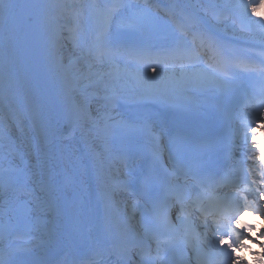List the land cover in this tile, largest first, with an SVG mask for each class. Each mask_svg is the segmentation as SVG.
I'll list each match as a JSON object with an SVG mask.
<instances>
[{"label": "bare ground", "instance_id": "obj_1", "mask_svg": "<svg viewBox=\"0 0 264 264\" xmlns=\"http://www.w3.org/2000/svg\"><path fill=\"white\" fill-rule=\"evenodd\" d=\"M19 2L17 11L12 13V19L3 25L0 37L17 26L25 25L30 42L20 54L26 61L21 68L16 64L19 49L15 48L11 56L13 64H6L8 56L2 49L0 64L6 67V71L0 75V79L11 80L12 93H18V98L29 104L30 112L25 118L31 126H23L29 133V144L39 146L42 154L40 164L47 173V179L52 181L49 184L52 198L44 202L42 196L39 209L41 215L47 216L46 238L52 239L57 247L65 248L68 257L81 252L80 245H84L89 253L102 255L106 248L101 242L102 233L112 235V232H120L125 220L123 216L128 213L127 205L117 206L108 192L114 182L106 170L111 159L109 155H113L115 151L116 156L133 157L134 145L141 144L147 149L143 158L153 161L156 156L150 143L154 140L128 139L133 131L131 124L139 123L144 118L149 119L157 131L166 126L163 118L166 108L157 105L151 108L147 98H157L159 94H162V98L172 100L191 98L193 95L185 92L184 88L198 84L208 86L213 77L208 70L194 73L184 68L151 71L152 69L142 67L137 72L133 71L128 63H122L110 53L115 44L109 46L108 54L93 67L94 64L85 60L83 55L75 58L71 57L70 52L60 50L65 41H59L58 32L54 29L53 22L48 20L49 16L39 15L37 20L33 19L30 14L31 0ZM44 3L45 0H39L37 7L39 10L43 7L47 13ZM147 5L154 6L149 3ZM143 8L142 4L134 3L123 8L115 16L111 28L129 23L132 16ZM38 23L40 30H37ZM91 24L95 25L96 22ZM118 45L122 47V44ZM13 66L17 73L12 72ZM32 68L37 70L36 79L45 80V92L42 95L29 94L26 90L28 85L19 90L26 83L25 73ZM103 78L110 80L103 82ZM93 81L96 83L93 86L98 89H107L105 85L109 82L111 90H114L109 94L119 95L117 99H108L110 106L105 110H101L97 100L91 101L88 88ZM106 95L108 92L101 93L102 97ZM9 104V109L16 111V104L11 100ZM254 129L253 127L245 134L246 144L251 149L263 136L261 130ZM62 133L63 138L59 137ZM20 144L25 145L26 140L20 141ZM4 148L11 154L7 144ZM134 150L143 151L139 147ZM141 158L135 160L130 170L139 166ZM0 161H3L1 156ZM28 163L24 164L30 170L26 179L34 181L37 175L31 171L32 167ZM39 194L40 192H34L33 196L37 198ZM130 215L132 216V212ZM33 247L39 248L40 245Z\"/></svg>", "mask_w": 264, "mask_h": 264}, {"label": "snow or ice", "instance_id": "obj_2", "mask_svg": "<svg viewBox=\"0 0 264 264\" xmlns=\"http://www.w3.org/2000/svg\"><path fill=\"white\" fill-rule=\"evenodd\" d=\"M264 5H257L252 7V11L256 12L257 7ZM124 8L123 5H112L110 7H101L97 6L98 15H97V47L98 48H107L111 39V26L112 22L115 19V16L119 11ZM245 12H247L248 5H244ZM12 19V5L4 3V0H0V23L7 24ZM174 44L187 43V33L181 29L180 35L174 38ZM195 40H193V44ZM250 71L259 73L264 76V67L259 69H248ZM133 129L132 135L129 136V141L141 140H155L159 141L162 133L157 132L153 123L144 118L139 123L133 122L131 124ZM264 152V149H261ZM154 155L159 159V152H155ZM260 159L264 161V155L260 156ZM127 179L124 183L123 193L128 197H137V203H139V196L141 193L148 195V201L144 206V213L149 215V218L152 220V239L156 243L155 255L152 254L151 246L148 245L147 251H137L135 254L140 257L139 264H165V261L168 257V253L173 248L178 245L184 244L185 240L180 235L177 225L173 223L171 208L172 204L164 201L163 196L160 192V185L153 182L152 176L145 172L137 176L132 170L127 171ZM264 195V194H262ZM177 203L180 204V214L176 216V220L183 222L184 214V201L179 194L176 195ZM151 205V207H149ZM143 219V214H142ZM231 219V217H229ZM220 243H225V240L221 238ZM243 247V244H240ZM231 243L228 244V248H232ZM221 253L227 256L230 260L232 255L230 252H227L225 249H220ZM120 255L122 259L119 264H129V261L132 258L133 251L130 247H124ZM238 259V258H237ZM199 264V259L197 260Z\"/></svg>", "mask_w": 264, "mask_h": 264}, {"label": "rangeland", "instance_id": "obj_3", "mask_svg": "<svg viewBox=\"0 0 264 264\" xmlns=\"http://www.w3.org/2000/svg\"><path fill=\"white\" fill-rule=\"evenodd\" d=\"M46 1L47 2H45L44 4H45L46 9L48 10L49 15H50L51 11H53V17H51L50 21H57L59 28H60V26H63L64 24L73 27V26H75V24L81 23L80 17L85 19L89 15V11L82 13V9H81L80 13H78V12L74 13L72 11V9H71L72 5L74 3H77L75 0H52V1L46 0ZM4 3L8 4V0H4ZM15 6H17L16 3L14 4V7ZM67 7H70V8H67ZM33 10H34V7H33ZM1 25H2V23H0V27H1ZM55 27H58V26L55 25ZM59 31L63 32L65 39H67V40L72 39V38L68 37V34L70 33L69 29L62 28V29H59ZM21 37H22V34H20L19 32H16L14 37L12 35H10L7 39H4L1 42V45H3L5 48H9L12 45L18 44V41ZM62 47L63 48L60 50H63V52L69 51L71 56L77 55V52L73 51V50H75V48L73 46L72 40L68 41V45L65 43V45H63ZM4 82L5 81L0 83V86L5 85L6 83H4Z\"/></svg>", "mask_w": 264, "mask_h": 264}]
</instances>
